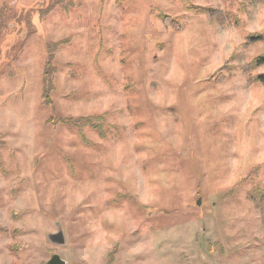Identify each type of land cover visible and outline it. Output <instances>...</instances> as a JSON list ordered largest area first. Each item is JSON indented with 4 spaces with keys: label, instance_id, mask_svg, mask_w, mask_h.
<instances>
[{
    "label": "rangeland",
    "instance_id": "obj_1",
    "mask_svg": "<svg viewBox=\"0 0 264 264\" xmlns=\"http://www.w3.org/2000/svg\"><path fill=\"white\" fill-rule=\"evenodd\" d=\"M258 75L264 0H0V264H264Z\"/></svg>",
    "mask_w": 264,
    "mask_h": 264
},
{
    "label": "water",
    "instance_id": "obj_2",
    "mask_svg": "<svg viewBox=\"0 0 264 264\" xmlns=\"http://www.w3.org/2000/svg\"><path fill=\"white\" fill-rule=\"evenodd\" d=\"M200 203V202H199ZM49 240L57 245H65L66 237L62 227L59 225L58 232L49 235ZM47 264H67L65 260L61 258L60 255L55 254L52 256L51 260Z\"/></svg>",
    "mask_w": 264,
    "mask_h": 264
},
{
    "label": "trees",
    "instance_id": "obj_3",
    "mask_svg": "<svg viewBox=\"0 0 264 264\" xmlns=\"http://www.w3.org/2000/svg\"><path fill=\"white\" fill-rule=\"evenodd\" d=\"M174 29H178L179 27H178V25L177 26H172ZM260 39V38H259ZM256 81H260V82H263L264 81V75H262V76H260V75H258L257 77H256ZM46 91V90H45Z\"/></svg>",
    "mask_w": 264,
    "mask_h": 264
}]
</instances>
